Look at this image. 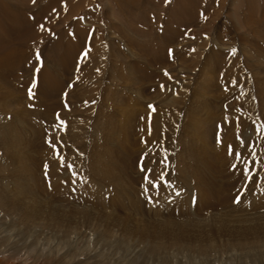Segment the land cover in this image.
I'll return each mask as SVG.
<instances>
[{"label":"rangeland","instance_id":"1","mask_svg":"<svg viewBox=\"0 0 264 264\" xmlns=\"http://www.w3.org/2000/svg\"><path fill=\"white\" fill-rule=\"evenodd\" d=\"M0 1V264H264V0Z\"/></svg>","mask_w":264,"mask_h":264},{"label":"bare ground","instance_id":"2","mask_svg":"<svg viewBox=\"0 0 264 264\" xmlns=\"http://www.w3.org/2000/svg\"><path fill=\"white\" fill-rule=\"evenodd\" d=\"M57 0H46V4L47 5H45L46 7L44 8V10H45V12H49V11H51V9H54L55 7H56V4H57V2H56ZM124 2V1H123ZM128 2V1H127ZM130 3V2H129ZM6 4V3H5ZM4 2L2 3L1 1H0V8H2V7H5L4 5ZM131 4V3H130ZM3 5V6H2ZM179 7V6H178ZM181 8H179L178 9V12H176V13H174V15L176 16V17H178L177 16V14L179 13V11H181V10H184V7H182V6H180ZM7 8V7H6ZM176 8V7H175ZM174 9V8H173ZM176 11V10H175ZM181 13V12H180ZM5 14V13H4ZM171 14H173V13H171ZM7 15H8V13H7ZM170 16H172V15H170ZM174 17V16H173ZM12 18V17H11ZM171 18V17H170ZM171 19H173V20H175L174 18H171ZM14 21H16V20H14ZM177 20H175V22H176ZM178 22V21H177ZM14 27H16V26H12V25H10V27H9V29H17V28H14ZM80 31V30H79ZM80 33V32H79ZM1 38V37H0ZM7 61L6 60H4V58L1 60V63H6ZM4 143V142H3ZM3 145V144H2ZM108 174V173H107ZM9 184V183H8ZM84 194V193H83Z\"/></svg>","mask_w":264,"mask_h":264},{"label":"snow or ice","instance_id":"3","mask_svg":"<svg viewBox=\"0 0 264 264\" xmlns=\"http://www.w3.org/2000/svg\"><path fill=\"white\" fill-rule=\"evenodd\" d=\"M233 51H235V50H233ZM230 154H232V153H231V148H230ZM240 156H241V154H240L239 152L235 153V157H236L237 160L240 159ZM234 167H235V165H234ZM142 170H143V169H142ZM149 171H150V170H149ZM160 179L162 180V179H163V176H161ZM145 180H146V181L148 180V177H147V176H145ZM149 183H151V181H149ZM152 187H156V185H155V184H152Z\"/></svg>","mask_w":264,"mask_h":264}]
</instances>
